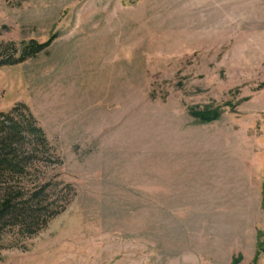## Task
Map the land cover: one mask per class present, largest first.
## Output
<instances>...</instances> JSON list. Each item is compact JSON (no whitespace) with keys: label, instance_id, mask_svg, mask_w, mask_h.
<instances>
[{"label":"rangeland","instance_id":"rangeland-1","mask_svg":"<svg viewBox=\"0 0 264 264\" xmlns=\"http://www.w3.org/2000/svg\"><path fill=\"white\" fill-rule=\"evenodd\" d=\"M52 37L0 113L49 143L9 185L59 213L0 264H264V0H0V42Z\"/></svg>","mask_w":264,"mask_h":264},{"label":"trees","instance_id":"trees-1","mask_svg":"<svg viewBox=\"0 0 264 264\" xmlns=\"http://www.w3.org/2000/svg\"><path fill=\"white\" fill-rule=\"evenodd\" d=\"M53 39L52 37L47 44L31 41L23 44L21 50L13 43L0 42V67L15 65L35 57ZM23 111H27V118ZM27 137H30V143L36 148L49 147L44 131L36 125L27 106L17 105L9 113H0V184L5 186L3 198H0V231L6 225H13L31 235L45 227L59 211L48 210L47 191L51 187L50 183L39 184L29 196L9 185L8 179H13L14 175H28V158L20 153Z\"/></svg>","mask_w":264,"mask_h":264}]
</instances>
